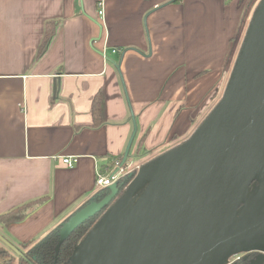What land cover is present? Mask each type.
<instances>
[{
	"label": "crops",
	"instance_id": "1",
	"mask_svg": "<svg viewBox=\"0 0 264 264\" xmlns=\"http://www.w3.org/2000/svg\"><path fill=\"white\" fill-rule=\"evenodd\" d=\"M260 1L0 0V217L27 214L0 221V246L32 250L104 191L97 167L121 161L133 131L126 93L138 125L129 161L141 141L143 161L189 139Z\"/></svg>",
	"mask_w": 264,
	"mask_h": 264
},
{
	"label": "water",
	"instance_id": "2",
	"mask_svg": "<svg viewBox=\"0 0 264 264\" xmlns=\"http://www.w3.org/2000/svg\"><path fill=\"white\" fill-rule=\"evenodd\" d=\"M127 51L114 63L120 76ZM126 97L133 131L113 176L130 159L138 133ZM99 215L71 264H227L254 252L264 259V0L215 108L189 139L72 215L57 230L54 264L72 234Z\"/></svg>",
	"mask_w": 264,
	"mask_h": 264
},
{
	"label": "trees",
	"instance_id": "3",
	"mask_svg": "<svg viewBox=\"0 0 264 264\" xmlns=\"http://www.w3.org/2000/svg\"><path fill=\"white\" fill-rule=\"evenodd\" d=\"M52 35H53L52 33L50 34L49 31H46L42 50L47 47L49 41L52 38ZM98 113L100 114V108L98 110V108L95 106V114H98ZM142 148H143V145L141 141L136 150V153L134 154V157L136 158L140 157V151L142 150ZM123 156L124 155L119 157L121 161L123 159ZM126 187L124 186L125 189ZM256 187H257V184L255 183L253 184L252 189ZM123 192L124 191L122 188L121 194L119 196H121ZM20 210L22 209H16L15 211H12L9 214L1 216L0 221L6 225H10L15 222L23 221L27 217V214L18 212ZM100 217L101 215L85 222L72 234V236L68 239V241L61 248L59 258H58V264H71V259L73 257L76 246L85 238L87 233L92 229V227L100 219ZM58 239H59V236H58V232L56 231L52 233L46 239L45 242L38 244L35 247L37 248L36 250L32 249L25 253L23 252L18 257H16L15 255H12L10 252H8L7 250H5L3 247L0 246V264H54L55 248H56ZM33 244H34L33 241L25 243L23 244V248L27 250Z\"/></svg>",
	"mask_w": 264,
	"mask_h": 264
},
{
	"label": "built area",
	"instance_id": "4",
	"mask_svg": "<svg viewBox=\"0 0 264 264\" xmlns=\"http://www.w3.org/2000/svg\"><path fill=\"white\" fill-rule=\"evenodd\" d=\"M233 1V0H231ZM99 15L102 17L103 16V6L101 7V10L99 12ZM102 56L103 59L107 60V46L104 45L103 49H102ZM113 54H119L120 51L117 49H113L111 51ZM63 163L65 165H67L68 167L72 168L76 163H77V159L73 158V157H63L62 158ZM121 161L116 162L115 166L108 171V173H104L100 167H97V172H96V186L100 189H107L110 186H112L113 184L117 183V184H121V182L123 181V179L128 178V175H131L134 170H137L139 167L137 166L136 163L129 161L127 162V164L120 168L119 171L113 176V172L114 170L120 165ZM134 174V173H133ZM127 180L124 181V183ZM125 187L127 186V183L124 185ZM243 256V254H239V255H235L233 257H231L228 261L227 264H236V262Z\"/></svg>",
	"mask_w": 264,
	"mask_h": 264
},
{
	"label": "rangeland",
	"instance_id": "5",
	"mask_svg": "<svg viewBox=\"0 0 264 264\" xmlns=\"http://www.w3.org/2000/svg\"><path fill=\"white\" fill-rule=\"evenodd\" d=\"M245 35V34H244ZM243 38H244V36H243ZM243 38H242V41H243ZM242 41H241V44H242ZM241 44H240V46H241ZM239 51V50H238ZM237 51V52H238ZM111 54H113V53H111ZM236 58H237V56H236ZM233 68V67H232ZM223 97V95L221 96V97H218V99L216 100V103L218 104V102L221 100V98ZM154 157H152V158H148V159H146V160H143V161H141V159H142V157H138V158H136V157H134V161L133 162H135L136 164H137V166L140 168L141 167V165H143V164H145V163H147V162H149L150 160H152ZM139 168L137 169V170H134V174L136 175L137 174V172H138V170H139ZM132 173V174H133ZM129 176V175H128ZM127 176V177H128ZM128 178H125V179H123V181L121 182V184L125 181V180H127ZM123 188V191L125 190V188L124 187H122ZM46 240H44V241H42V242H45ZM37 248H33V250H36ZM23 250H25L24 248H23ZM8 252H9V250H7ZM21 253H23L22 251H20ZM11 253V252H10ZM15 253V252H14ZM13 253V254H14ZM12 254V253H11ZM12 254V255H13ZM16 257H18V254L17 253H15L14 254ZM243 255H246V254H243Z\"/></svg>",
	"mask_w": 264,
	"mask_h": 264
},
{
	"label": "flooded vegetation",
	"instance_id": "6",
	"mask_svg": "<svg viewBox=\"0 0 264 264\" xmlns=\"http://www.w3.org/2000/svg\"><path fill=\"white\" fill-rule=\"evenodd\" d=\"M260 258V254L257 252L243 255L236 264H250L252 261H257ZM261 259V258H260ZM262 260V259H261ZM260 264H264V259Z\"/></svg>",
	"mask_w": 264,
	"mask_h": 264
}]
</instances>
